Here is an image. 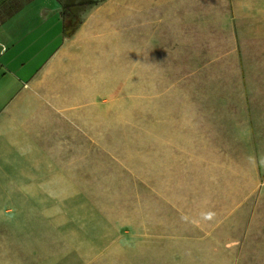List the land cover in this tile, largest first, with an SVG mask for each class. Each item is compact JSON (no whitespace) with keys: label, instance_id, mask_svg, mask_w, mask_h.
I'll return each instance as SVG.
<instances>
[{"label":"crops","instance_id":"crops-1","mask_svg":"<svg viewBox=\"0 0 264 264\" xmlns=\"http://www.w3.org/2000/svg\"><path fill=\"white\" fill-rule=\"evenodd\" d=\"M17 1L0 0V142L13 147L48 129L57 160L66 159L61 155L89 127L94 102L107 91L102 81L92 83L90 93L87 86L77 91V82L92 79L89 54L99 56L106 37L113 46H128L123 34L130 32L134 76L138 71L139 84L148 67L150 110L164 113L159 138L180 144L181 158L196 152L201 161H216L214 171H220L214 176L231 171L218 162L254 160L258 169L257 160L264 159V0H124L121 12L115 0H101L77 13L80 22L72 32L62 20L67 1ZM32 2L37 8L25 14ZM142 36L148 44H138V55ZM220 201L201 202L204 215L152 218L147 236L133 234L139 248L133 264H156L154 256L164 249L161 264H232L228 251L221 262L213 235L203 241L220 223L211 212L223 207ZM168 226L173 242L152 243L165 237L160 234ZM142 248L148 258L142 259Z\"/></svg>","mask_w":264,"mask_h":264},{"label":"rangeland","instance_id":"rangeland-1","mask_svg":"<svg viewBox=\"0 0 264 264\" xmlns=\"http://www.w3.org/2000/svg\"><path fill=\"white\" fill-rule=\"evenodd\" d=\"M65 1L83 2L78 13L101 0ZM113 3L121 12L124 0ZM37 4L26 5L25 14ZM124 36L130 38L128 46L122 41L113 46L106 37L102 53L89 54L92 79L86 85L77 82V91L87 86L90 93L92 83L94 87L100 81L108 84L107 91L94 102L89 127L61 155L66 159L57 160L48 129L40 138L30 134L13 147L0 142V264H125V254L133 264L139 255L133 234L147 236L152 218L171 220L187 212L204 215L200 203L215 200H221L223 207L212 208V218L221 220L203 241L214 236L221 262L228 251L232 264H264V159L257 160L258 169L254 160L218 162L230 165L231 171L214 176L220 171H214L216 161H201L196 152L181 158L180 144L171 137L167 144L159 138L164 113L151 112L148 67L142 69L138 84L132 34ZM147 38L137 40V53L138 44H148ZM44 174L54 177L40 178ZM220 185L235 191L221 190ZM163 230L169 231L152 243L173 242L168 235L171 227ZM143 253L142 248V259L150 256ZM159 253L153 255L156 264L165 259V249Z\"/></svg>","mask_w":264,"mask_h":264},{"label":"trees","instance_id":"trees-1","mask_svg":"<svg viewBox=\"0 0 264 264\" xmlns=\"http://www.w3.org/2000/svg\"><path fill=\"white\" fill-rule=\"evenodd\" d=\"M81 5H83V2H66L62 5V20L64 26L67 27L70 32H72L80 22L76 8Z\"/></svg>","mask_w":264,"mask_h":264}]
</instances>
